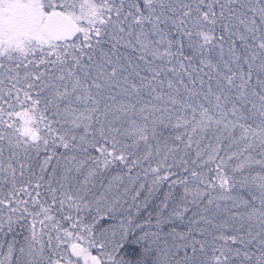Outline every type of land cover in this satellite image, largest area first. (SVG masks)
I'll return each mask as SVG.
<instances>
[{
	"label": "snow or ice",
	"instance_id": "6c2138e0",
	"mask_svg": "<svg viewBox=\"0 0 264 264\" xmlns=\"http://www.w3.org/2000/svg\"><path fill=\"white\" fill-rule=\"evenodd\" d=\"M0 264H264V0H0Z\"/></svg>",
	"mask_w": 264,
	"mask_h": 264
}]
</instances>
